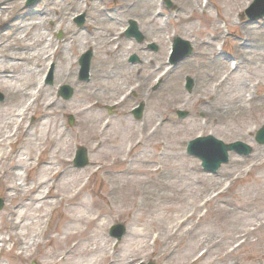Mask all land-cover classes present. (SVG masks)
I'll list each match as a JSON object with an SVG mask.
<instances>
[{
  "label": "rangeland",
  "instance_id": "374dc122",
  "mask_svg": "<svg viewBox=\"0 0 264 264\" xmlns=\"http://www.w3.org/2000/svg\"><path fill=\"white\" fill-rule=\"evenodd\" d=\"M168 1L172 5L170 8L166 0H143L124 16L112 13V7L107 9L119 19L113 24L115 28L124 26L122 30L125 33L129 22L134 21L144 41L138 43L124 34V43L128 45V40L133 39L135 48L123 50L120 56L126 53L123 57L125 65H134L137 69L131 76H127V71L123 72L119 67L110 70L111 78L107 80L110 89L88 90L93 97L88 102L78 98L80 85L88 84L91 80L80 79L79 60L90 51L93 53L91 69L97 65L96 49L103 45L96 48V44H102L106 38L101 37L103 41L97 42L89 33L90 17L85 10L86 3L59 0V8L67 9L66 18L60 24L63 16L59 13L55 21L45 26L46 32L48 30L56 42L54 46L59 49V55L57 59L43 64L34 82L38 83L42 78L48 87L55 88L54 95L60 102L56 119L68 135L67 157L71 167L77 170L85 168L74 166L76 153L81 148L87 151L89 164L86 167L97 161L95 173L89 176V180L85 179V183L88 182V201L100 200L103 191L114 190L110 198L117 201L106 228V236L112 241L110 254L120 246L122 257L132 256L134 264H173L194 253L179 250V246L197 245L211 233L225 236L213 250L212 258L229 255L235 264H251L252 258L264 257V146H258L254 141L256 132L264 125V18L250 22L245 16V11L254 0H210L207 9L203 0ZM40 2L23 0L22 6L35 8ZM43 2L49 8V2ZM116 5L118 3L113 7ZM76 6H80L82 11L76 13ZM82 15L85 21L78 27L75 21ZM245 31L251 34L257 48L249 51L250 64L231 71V64L241 61L238 49L245 41ZM7 33L6 28H0V45L5 42ZM214 37L220 38L215 48L203 45ZM177 38L189 41L193 54L179 61L173 73L160 82L161 76L171 68L169 54ZM152 44L158 47L157 51L150 48ZM81 45L85 47L78 53L77 48ZM221 47L225 52L226 65L223 69H216L218 72L215 74L212 72L214 78L207 81L209 62H206L204 55H217ZM146 53L150 55L149 60L144 59ZM133 56L138 60L131 62ZM68 57L74 62L71 71L67 70V62L64 61ZM115 62L110 60L109 65L105 64V70L110 65H116ZM51 71L53 76L57 74L67 79L62 87L69 86L73 90L70 100L60 96L61 86L56 79L48 82ZM186 77L193 81L191 92L185 88ZM258 83H262L263 87L256 90ZM135 88V92L132 91ZM247 90L253 93L254 100L247 105L243 99L247 109L238 116L233 109L232 99L239 93L246 98L250 94ZM125 95L128 97L121 103ZM92 104L96 106L91 110L77 112ZM140 104H144L145 109L143 119L138 121L133 111ZM182 112L187 113L185 118H180ZM32 122L33 119L29 117L28 123ZM108 122L112 127L104 130ZM155 129L158 132L152 135ZM199 136H213L225 144L243 142L251 146L253 152L248 156L231 153L229 162L217 173H208L203 170L198 158L186 152L187 144ZM118 137L120 144L113 148L110 142ZM22 141L21 137L19 142ZM45 157L47 160L50 155ZM35 164L38 165L37 162ZM117 171L128 172L116 175ZM36 172L40 174L39 169ZM58 180L56 191H60L63 183L69 181L66 178ZM33 181L36 182L34 177ZM162 183L169 187H166V193L176 196L175 199L160 198ZM134 191H138L136 205L131 206L130 198L134 197ZM0 199L3 202L1 212L8 204L1 186ZM48 202H53V199L48 198ZM56 202L57 210L50 224L53 228L60 226L67 208L59 199ZM190 214L194 216L181 231H191L199 238L190 239L189 236L180 241L166 242L164 234L173 231L178 222L176 220H183ZM256 219L261 220V227V224L255 223ZM117 224H122L127 230L120 241L110 234L112 226ZM134 229H144L151 236L133 240L130 234ZM237 231L242 237L247 232H254L248 239H236ZM174 248L178 250L173 252ZM210 260L211 257L208 258ZM32 263L42 264L40 259Z\"/></svg>",
  "mask_w": 264,
  "mask_h": 264
},
{
  "label": "bare ground",
  "instance_id": "6f19581e",
  "mask_svg": "<svg viewBox=\"0 0 264 264\" xmlns=\"http://www.w3.org/2000/svg\"><path fill=\"white\" fill-rule=\"evenodd\" d=\"M43 1L41 0L35 8H24L23 0H0V28L8 30L5 42L0 45V94L4 98L0 102V111L3 112V119L0 120V186L3 189V197L8 202L6 208L0 212V264H30L37 259H40L42 264H134L132 256L122 257L120 246H117L112 254L109 253L112 241L106 236V228L117 201L110 198L114 190L103 191L100 200L88 201L86 197L88 182L85 183V179L89 180V176L95 173L94 167L97 166V161L82 170L71 167L67 157L68 135L63 132L61 129L63 125L59 126V121L56 119L60 102L54 95L55 88L48 87L43 83L42 78L38 83L34 82L43 64L57 59L59 55V49L54 46L56 42L48 34L49 31L46 32L45 26L48 22L55 21L59 13L63 16L59 21L60 24L67 16V9L59 8V0H46L49 2V8ZM75 1L86 3L85 10L90 17L89 33L94 40L99 42L102 40L101 37L106 38L102 44H96V48L103 46L96 49L98 62L97 65L92 66L90 82L80 85L78 91V98L81 101L91 102L93 97L88 90L110 89L107 83L111 78L110 70L119 67L123 72L127 71V76H131L137 69L134 65H125L123 57L126 53L120 56L123 50L135 48L133 39L128 40V45L124 43L122 30L124 26L115 28L113 24L119 19L117 20L115 14L109 13L107 9L112 7L110 9L112 13L128 15L134 10L135 4H140L143 0ZM116 3L118 5L113 7ZM209 5L210 0L207 1L205 9ZM79 11H82L80 6H76L75 12ZM244 34L245 41L238 49L241 52V61L238 64L231 62L233 63L231 71L237 70L244 64H250L249 51L257 48L251 34L247 31ZM219 39L214 37L203 45L215 48ZM84 47L78 46L77 52H82ZM210 54L204 55L206 62L207 60L209 62L207 81L214 78V74L218 72L216 69H223L226 65L223 48L218 49L217 55ZM144 55V59L149 60L150 55L148 53ZM110 60L116 61V65H110L109 69L105 70ZM64 61L67 62V70L71 71L74 62L70 57L65 58ZM176 67L177 65H173L166 70L160 82L164 77L172 74ZM53 78L61 88L67 82L65 77H58L57 74H54ZM261 84L255 85L256 90L262 86ZM135 90L136 88L132 91ZM247 92L250 94L246 98L239 93L232 99L233 109L238 116L243 115L247 105L254 100L253 93L248 90ZM127 97L128 95H125L120 102H124ZM243 99H245L244 103H247L246 108ZM94 106L96 105L92 104L91 107L77 112L84 113ZM29 117L33 119L30 124ZM111 127L112 124L108 122L104 130ZM156 132L158 129H155L152 135ZM21 137L23 141L20 143ZM110 144L113 148H117L120 138L114 139ZM46 155H50L47 160ZM36 162L38 165L35 164ZM37 169L40 170V174L36 172ZM124 172L128 171H117L116 175ZM33 177L36 182L33 181ZM59 178H66L69 181L63 183L60 191H56ZM166 187L165 184H161L163 192L159 194L160 198L175 199L176 196L166 193ZM133 194L134 197L130 198L131 206L136 205L138 191H134ZM48 198L53 199V202L49 203ZM58 199L61 203H65L67 208L60 226L53 228L50 224L52 215L57 210ZM193 216L190 214L183 220H176L178 222L173 227V231L164 234L165 241H180L189 236L190 239L199 238L191 231H181ZM260 221L256 219L255 223L261 224L259 225L261 227L263 224ZM252 232H247L242 237L237 231L235 237L248 239L252 236ZM147 233L144 229H134L130 237L133 240H143L148 235L151 236ZM224 238L223 235L210 233L197 245H189L185 248L179 246V250L186 249L194 253L173 264H216L217 262L235 264L229 255L212 258L213 250ZM178 249L174 248L172 251L176 252ZM199 251H202L201 254ZM197 252L199 253L196 254ZM210 257L211 260L208 261ZM263 260L264 257L261 256L252 258L251 264H264Z\"/></svg>",
  "mask_w": 264,
  "mask_h": 264
},
{
  "label": "water",
  "instance_id": "95a60500",
  "mask_svg": "<svg viewBox=\"0 0 264 264\" xmlns=\"http://www.w3.org/2000/svg\"><path fill=\"white\" fill-rule=\"evenodd\" d=\"M169 4V2H168ZM170 5V4H169ZM257 13V14H256ZM246 15L250 19V21H255L259 18L264 17V0H255V3L251 7L250 10L246 12ZM80 22L83 21V18L79 19ZM131 28L128 32L129 37H136L139 42L143 41V37L137 31L136 24L131 22ZM153 49L157 50L155 46H152ZM193 49L191 44L186 41H182L177 39L175 41V54L173 57V64L185 59L186 57L190 56ZM92 54L87 53L84 55L80 60L81 69V80H87L89 77L90 65H91ZM136 57L134 56L132 60H135ZM51 82V78H50ZM193 82L191 79H187V90L189 92L192 91ZM62 96L65 100H69L72 95L73 91L70 87L65 86L63 88ZM144 105H141L140 108L135 110V118L140 120L143 117ZM180 118H184L187 116V113H180ZM255 141L259 146H264V126L257 132L255 136ZM229 152H236L243 156H248L253 152V149L244 144L242 142H236L233 144L226 145L223 142L209 136L206 138H199L195 141H192L188 144L187 153L189 155L196 156L202 161V167L211 173H216L223 164L229 162ZM88 157L87 152L85 149H81L78 151L76 159H75V166L78 168H84L88 165ZM3 207V202L0 200V210ZM126 229L122 225H117L112 228L111 235L116 237L118 240L124 236ZM152 264V263H151Z\"/></svg>",
  "mask_w": 264,
  "mask_h": 264
}]
</instances>
